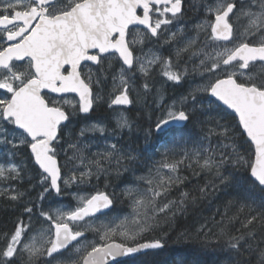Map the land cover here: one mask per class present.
<instances>
[{"label":"snow or ice","instance_id":"snow-or-ice-1","mask_svg":"<svg viewBox=\"0 0 264 264\" xmlns=\"http://www.w3.org/2000/svg\"><path fill=\"white\" fill-rule=\"evenodd\" d=\"M206 10L212 17L206 29L208 40L220 50L214 55L204 54L200 60L207 73L202 86L182 97L179 105L161 102L162 114L155 129L163 132L173 126L187 127L201 93L234 110L238 130L254 145L253 156L246 160L225 151L224 145L202 157L200 167L213 173L219 185L232 188L241 184L243 169L246 185L237 194L253 203H257L254 193L261 194L255 213L245 218V231L230 236L227 244L237 255L248 252L256 264H264V241L253 243V228L264 221V0H215ZM184 12L185 0H0V139L13 148L18 144L30 148L42 170L40 182L46 185L45 191L51 189L59 194L61 183H90L93 177L98 180L101 174L109 175L113 167L117 175L130 171L122 161L126 159L131 164L135 158L118 148L117 140L104 152H97L84 170L74 168L64 179L57 159V150L63 147L60 140L68 126L64 122H71L74 113L94 110V104L101 99L99 87L105 72L112 79L113 91L106 102L113 111L117 110L115 106L133 105L129 93L137 70L146 78L143 89H149L153 63L162 66L167 81L184 80L187 69L179 63L174 65L171 55L164 58L153 54L148 66L143 57L134 56L135 46L145 37L155 38L153 42L158 43L168 33L165 43L174 40L177 33L171 32L169 26L183 23ZM241 17L247 18L243 30L237 23ZM138 26L144 27L143 33H137ZM194 42L185 38L176 58ZM110 57L116 58L118 71H110L107 66ZM90 65L96 66L97 74ZM70 93L76 95L75 103L64 98ZM65 106L73 111H65ZM130 127L126 116L116 117L115 130ZM217 127H221V135H230L228 128ZM87 131L103 134L105 128L96 124ZM80 135L83 137L85 130ZM184 142V136L177 131L172 143ZM79 144H69L73 150L69 162L79 160L84 165L82 149L86 145L84 141ZM8 163L9 166L0 165V180L19 181L21 166ZM183 163L162 161L149 169L147 176L138 177L139 183L133 182L136 186L124 188L123 196L130 209L127 215H113L121 197L96 190L78 197L74 208L58 209L54 214L42 211L47 230L36 231L31 223L18 220L10 233L0 234V264H59L61 258L66 264H125V257L164 248L166 240L150 234L161 219L174 217L196 200L185 191H180L178 199L170 198L171 191L184 182L177 174ZM209 187L215 190L217 185L201 187L200 194L206 196ZM20 196L13 190L10 198ZM24 211L30 214L32 208L25 207ZM89 232L95 234L94 240H88ZM243 264L252 261L244 260Z\"/></svg>","mask_w":264,"mask_h":264},{"label":"flooded vegetation","instance_id":"flooded-vegetation-1","mask_svg":"<svg viewBox=\"0 0 264 264\" xmlns=\"http://www.w3.org/2000/svg\"><path fill=\"white\" fill-rule=\"evenodd\" d=\"M206 6H209L207 0H185V12L182 16L183 23H178L175 27L169 26L171 32L177 33L174 40H170L169 43H165V39H168L169 37L168 33H165V35L160 38L158 43L153 42L155 41V38L148 39L145 37L143 43L136 45L134 49V56H141L144 58V61L147 57H149L150 60L153 54L164 58H168L171 55L173 57L174 65L179 63L182 68L187 69L188 75L184 80L180 83L167 81L166 77L162 75V66L159 63H153L150 66L148 80L149 89L147 91H144L143 89V84L145 83L146 78L138 70L134 74L132 88L129 93L130 97L134 101L133 105L127 107L115 106L117 110L113 111V109L109 108L108 105L101 106L98 105V103H95L94 110L88 116H84L82 113H74L73 117L70 118L71 122L66 123L68 126L67 128H64L63 138L60 140V144L63 147L58 148L57 150L59 153L57 159L62 166V176L64 179H67V176L75 167L85 168V165L95 158L97 152H104L110 144L116 143L117 140L120 141V143L117 144V147L123 151L131 153L132 157L135 158L133 163L145 165L146 161L147 164H150L151 168H154L164 160L166 155L165 151L170 152L171 150H174V148L170 149L168 145H164L163 141L171 135L176 134V132L181 129L173 127L162 133L156 131V122L162 114L159 110V106L162 101L168 104L176 102L179 105L182 97L187 96L193 88L202 86L205 82L204 77L207 73L205 72L204 66L200 64V60L204 58V54L210 53L214 55L216 51L220 50L219 48H214L212 46L213 42L208 40L206 29L208 24L211 22L212 17L208 14ZM253 10H255V8ZM237 23H239L241 30H243V28L247 26V18L241 17ZM143 32L144 27L138 26L137 33L139 34ZM128 38L130 40L133 39V35L130 33ZM185 38L194 39L195 42L187 52H181L179 58H176L177 49L184 47ZM216 43L221 44L223 42ZM205 45L208 46L205 47ZM149 60L145 62L146 66H148L147 62ZM107 66L110 71L113 69L118 71V64L115 57L109 58ZM90 67L92 68L93 74H97L96 66L90 65ZM256 74H260L259 67L256 69ZM106 75L110 78L108 72L104 73V77ZM108 80V83L105 84L111 85L112 79L110 78ZM134 87L138 89L140 88L139 91L143 92V95L141 96L142 98L140 97L139 100L137 93L133 91ZM64 98L71 100L73 103H75L77 99V97L73 95L65 96ZM198 99H200V103L196 104L195 108L199 107L198 112L200 113L201 106H208L212 99L208 98L207 94L204 93L199 94ZM195 108L193 109V115L196 111ZM65 111L72 112L73 110L68 106H65ZM120 111H124L126 113L131 127L113 131L116 123L115 119ZM208 114L209 112L206 113V115ZM103 115H107L109 120L105 119ZM94 123L103 125L108 124V127H111L112 124L111 143L109 144L108 140V143L105 144H100V141L99 143H94V145L85 144L86 146L82 149L83 155L87 154L88 157V160L84 158L85 164L82 165L79 160H76L74 163H70L69 158L72 157L73 150L69 148V144L75 143L79 147V142L84 141V136L82 137L80 135L81 130H84L86 127L91 126ZM61 127L63 128V125ZM152 133H154L153 137L151 135ZM134 138L137 139L135 140ZM101 140L103 141L104 139ZM122 140H124V143ZM8 162H15L21 166V179L19 181L0 180L1 198L4 194L2 192L3 188L8 189L6 190L8 191L6 194L9 201L12 200L10 196L13 194V190H15V192L22 194V199L27 200L25 201V204H28V200H30V197H32L36 191L37 186L39 187L38 191L40 194L45 192V188L42 189L39 186L41 184L40 181L42 177L41 174H37V170L40 171V169L32 157L30 148L26 144H18L17 147L13 148L10 144H6L2 139H0V165L9 166ZM103 163L105 167H108L107 162ZM122 163L129 168L130 171H122L119 175H117L115 168L113 167L110 170L111 174L107 176L101 174L98 180L93 177L90 183L84 182L80 184H72L71 186L61 183V192L59 194H55L51 189L46 191L45 198L43 197V202L41 204H44L46 208L47 206H50L49 209H60L72 203L73 196L75 195L87 196L96 190H101L108 191L109 193L114 192L117 196L121 197V201L115 205L117 212L113 213V215H127L129 212V206L123 205L124 198L126 199V197L123 196V189L126 187L136 186L133 182H138V179H134L133 175L137 174V178L140 176H147V171H144L143 173H136L130 168L132 163L129 164L126 159L123 160ZM119 176L120 178L123 176V178L121 179L122 181L119 179L122 186L118 189L116 188L114 180L118 179L117 177ZM106 184L108 187H105ZM17 200L18 199L13 201ZM41 204L39 205L41 206ZM86 234L89 240L91 238V233L89 232ZM161 234L162 231L157 230L155 232L153 231L150 235L151 237L159 238Z\"/></svg>","mask_w":264,"mask_h":264},{"label":"trees","instance_id":"trees-1","mask_svg":"<svg viewBox=\"0 0 264 264\" xmlns=\"http://www.w3.org/2000/svg\"><path fill=\"white\" fill-rule=\"evenodd\" d=\"M198 108H195L194 118L187 127L178 130L185 138L183 144L172 143L175 134L163 141V144L168 145L170 149L174 148V152L165 151L166 154L172 153V158L168 162L184 161L177 173L184 182L171 191L170 198L178 199L180 191H185L190 197L195 196L196 200L194 203H189L184 211L177 212L174 217L161 219L163 230L160 237L166 240L165 249L125 261V264H243L244 260H251L252 264H256V260L248 252L237 255L235 251H231L227 242L230 236H239L245 231L243 228L245 218L250 213H255L261 194L258 191L254 193L257 203L245 200L237 194L241 191V186L246 185L244 180L246 173L243 169L240 170L241 184L232 188L219 185L213 173L200 167L203 164L202 157L206 158L207 155L214 154L221 146L226 145L225 151L243 156L246 160L253 156L254 147L242 137L237 127V118L229 111L214 101L208 106L202 105L200 113ZM103 117L109 118L107 115ZM217 125L228 128L230 135L228 137L221 135L222 129ZM84 141L99 143L102 140L99 136L84 135ZM122 142L124 143V140ZM149 167L150 164L146 161L145 165L132 163L130 166L136 173H143ZM37 174L41 172L37 170ZM114 183L118 189L122 186L119 179L114 180ZM212 183L217 185L215 190L209 187L207 195H201L199 189ZM38 189L37 186L28 204L20 200L9 201L6 193L2 198L0 197V234L10 233L18 220H24L25 207L37 211L36 202L40 197ZM123 205L128 206L127 198H124ZM39 209L45 210L46 207L41 204ZM253 233L254 244L264 241V221L256 224Z\"/></svg>","mask_w":264,"mask_h":264},{"label":"rangeland","instance_id":"rangeland-1","mask_svg":"<svg viewBox=\"0 0 264 264\" xmlns=\"http://www.w3.org/2000/svg\"><path fill=\"white\" fill-rule=\"evenodd\" d=\"M207 1H208V5L209 6L213 5L214 2H215V0H213V1L212 0H207ZM147 60H149V57L146 58L145 62ZM110 78H111V76H110ZM110 78L108 77V75H106L105 76V80L103 82L104 84H101L100 87H99V95H100L101 99H99V100L96 101V103H98V105H101V106L102 105H108L106 101H108L109 98H110V94L113 91V85L112 84L111 85L110 84L108 85V84H105V83H108V81H109L108 79H110ZM139 90H140V88L139 89L138 88H135V87L133 88V91H135L137 93L138 100L143 95V92H141ZM144 91H147V90H144ZM117 113H119V112H117ZM118 115H123V116H126L127 117V115H126V113L124 111H120V113ZM115 121H116V119H115ZM96 124H99V123H94L93 125H96ZM102 126L105 128V132L103 134H100L98 132L87 131L88 128L90 127V126H88V127H86L84 129L85 130V135L86 136L93 135L92 137L99 136L101 139H104L103 141L100 142V144L108 143L107 142L108 140H112V134H111L112 133V130H110V127H108V124H104V125L102 124ZM113 131H115V129ZM105 137H107V139ZM87 139H91V138H87ZM84 144H86V145H94V141H91L89 144L85 143V141H84ZM85 153H87V152H85ZM171 155H172V153L171 154H166L165 157H164V161L165 160H167V161L168 160H171V158H172ZM83 156H85L84 157L85 159L88 158L87 157V154H84ZM168 157H169V159H168ZM73 166H75V165H73ZM75 169H77V170H84V168H81V167L80 168L79 167H75ZM149 169H152V168L149 167ZM146 175H148V172H146ZM134 179H138L137 178V174H134ZM69 185L71 186L72 184H69ZM39 186L42 189H44L46 187V185L45 184H42V183ZM140 186H142V185H140ZM6 190H8V189L3 188V191L2 192L3 193H7L8 191H6ZM42 193L43 194H40V197L43 196L45 198L46 191L45 192H42ZM82 196H86V195H75V196H73V202L70 203V204H68V205H66L65 207L60 208V209L66 210V209H69V208H74L77 205V203H78V197H82ZM21 197H22V194H21L20 198H18V200L22 201V203H25V201H27V200L21 199ZM40 197H39V199L36 202V205L38 207L37 211H32L30 214L24 212V214H23V217H24V220H25V222H24V220H23V222L25 224L31 223L32 228L35 229L36 231H39L41 229L47 230V228H48V224L45 222V220L43 219V217H41V215H40V213L42 211L43 212H48L50 214H54L58 210V208L56 209V208H53V207H52L53 209H49L50 206H47V208L45 210L44 209H39L40 206H38V204H41L43 202V199H41ZM47 202H48V200H47ZM129 211H130V209H129ZM160 221H159L158 226L154 230V232L156 230H159L160 229V226H162L160 230L161 231L163 230V224L160 223ZM94 239H95V234L94 233H91V238L89 239V241L94 240ZM44 259H48V258H44ZM53 264H58V262L57 261H53ZM59 264H66V262L64 261L63 258H61L60 261H59Z\"/></svg>","mask_w":264,"mask_h":264},{"label":"water","instance_id":"water-1","mask_svg":"<svg viewBox=\"0 0 264 264\" xmlns=\"http://www.w3.org/2000/svg\"><path fill=\"white\" fill-rule=\"evenodd\" d=\"M69 95H73V96H76L75 94H67L66 96H69ZM213 100H215L214 98H212ZM216 102H218V104L222 107V108H224V109H226V110H228L230 113H232L237 119H238V116H237V114H235L234 113V110H232V109H229V108H227V106H225V105H223L222 104V102H219V101H217V100H215ZM92 112H90V113H87V114H84V116H88V115H90ZM64 123H67V122H64ZM63 125V124H62ZM173 127H176V126H173ZM173 127H171V128H173ZM185 126L184 125H180L178 128H184ZM171 128H168V129H166L165 131H168L169 129H171ZM165 131H163V132H165ZM160 133H162V132H160ZM253 147H254V145H253ZM37 165V164H36ZM38 166V165H37ZM39 167V166H38ZM42 171V170H41ZM54 191V190H53ZM55 192V191H54ZM56 193V192H55ZM57 194V193H56ZM87 235V234H86ZM163 249H165V246H164V248H162V249H157V250H149V251H147V252H142V253H138V254H135V255H133V256H129V257H125V258H123L124 259V261H129V260H132V259H136V258H139V257H142V256H144V255H147V254H149V253H152V252H157V251H161V250H163ZM55 255V254H54Z\"/></svg>","mask_w":264,"mask_h":264},{"label":"bare ground","instance_id":"bare-ground-1","mask_svg":"<svg viewBox=\"0 0 264 264\" xmlns=\"http://www.w3.org/2000/svg\"><path fill=\"white\" fill-rule=\"evenodd\" d=\"M212 1H213V0H212ZM210 2H211V1H210ZM148 114H149V113H148ZM148 114H147V115H148ZM148 117H149V116H148ZM147 121H148V120H147ZM138 134H139V133H138ZM153 134H154V133L151 134L152 137L154 136ZM155 135H156V134H155ZM156 136H157V135H156ZM171 136H172V135H171ZM147 138H148V137H147ZM150 140H151V139H150ZM148 141H149V140H148ZM151 142H152V141H151ZM144 143H145V141H144ZM132 145H133V144H132ZM151 145H152V144H151ZM153 146H154V145H153ZM148 148H149V147H148ZM171 151H172V150H171ZM168 152H169V151H168ZM173 152H174V151H173ZM136 153H137V152H136ZM136 153H135V154H136ZM163 154H164V153H163ZM173 155H174V154H173ZM137 156H138V155H137ZM138 157H139V156H138ZM174 158H175V157H174ZM168 159H169V157H168ZM136 160H137V159H136ZM161 160H162V159H161ZM163 161H164V160H163ZM173 162H174V161H173ZM135 164H136V163H135ZM156 166H157V165H156ZM132 169H134V168H132ZM36 170H37V169H36ZM134 170H135V169H134ZM147 172H148V170H147ZM132 173H133V172H132ZM110 174H111V173H110ZM133 176H134V175H133ZM35 177H36V176H35ZM117 178L121 180V179L123 178V176H122V178H120V176L117 177ZM121 181H122V180H121ZM35 185H36V184H35ZM37 185H38V184H37ZM20 191H21V190H20ZM4 195H5V194H4ZM21 199H22V198H21ZM12 201H13V200H12ZM15 202H16V201H15ZM30 202H31V201H30ZM19 203H20V202H19ZM23 206H24V205H23ZM24 222H25V220H24ZM160 225H161V224H160ZM161 227H162V226H160V229H161ZM160 229H159V230H160ZM156 231H157V230H156ZM159 232H160V231H159ZM165 246H166V245H165Z\"/></svg>","mask_w":264,"mask_h":264}]
</instances>
